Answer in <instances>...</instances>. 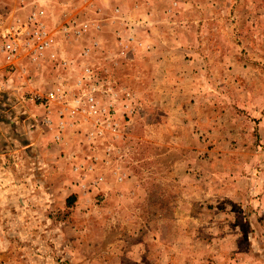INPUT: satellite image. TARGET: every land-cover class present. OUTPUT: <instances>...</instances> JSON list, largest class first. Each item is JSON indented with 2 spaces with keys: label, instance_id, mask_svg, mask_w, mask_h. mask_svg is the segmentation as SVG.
<instances>
[{
  "label": "rangeland",
  "instance_id": "374dc122",
  "mask_svg": "<svg viewBox=\"0 0 264 264\" xmlns=\"http://www.w3.org/2000/svg\"><path fill=\"white\" fill-rule=\"evenodd\" d=\"M61 1L50 30L37 0H0V151L21 152L0 160V264H264V0H218L225 21L207 28L223 35L215 60L225 70L208 73L215 88L203 76L198 88L188 82L173 97L175 131L148 126L140 147L147 126L133 125L113 150L106 133L75 140L73 124L85 133L101 120L63 116L70 105L46 99L58 79L47 62L40 83L26 48L32 22L52 39L58 29L80 36L114 0ZM8 43L18 48L12 61ZM62 75L69 101L87 93L74 80L84 76ZM40 148L54 169L40 158L35 170Z\"/></svg>",
  "mask_w": 264,
  "mask_h": 264
},
{
  "label": "crops",
  "instance_id": "0c3cea01",
  "mask_svg": "<svg viewBox=\"0 0 264 264\" xmlns=\"http://www.w3.org/2000/svg\"><path fill=\"white\" fill-rule=\"evenodd\" d=\"M37 2L47 11L46 25L53 30L49 10L57 8L58 5L64 8L63 2L61 0ZM222 7L218 0H114L109 10L98 7L100 13L89 19L91 22H87L88 26H91L89 31L87 29L85 33L77 36L58 29L56 30L58 38L52 39L48 49L35 55H32L33 52H27L30 62L34 61L33 65L42 66L39 72L42 74L40 83H47L49 75L43 74H46L47 62L52 77L58 79L55 90L50 91L46 99L51 102L57 97L54 99L56 102L68 103L70 107H65L64 111H61L63 116H87L101 120L100 125L96 122V125L89 126L85 133L78 132L83 129L82 124H73L76 127L73 133L75 140L85 141L86 135L88 137L94 135L96 138L106 133L108 136L105 139V147L113 150L112 143L116 138L126 139L131 128H134L133 125H141L147 126L144 127V135L139 138L140 147H143L147 141L148 126H160L163 130L178 128L174 125L177 116L171 111L173 97L180 94L177 90H182L188 82L192 88H198L201 76L204 81L206 80V86L215 88L208 73L225 70L224 63L215 60L218 56L221 57L223 52V35L207 30L214 24L219 25L220 20L225 21L219 14ZM80 20L77 21L78 25L81 23ZM72 26L74 27V23ZM97 26L99 28L96 30ZM54 44L55 49H52ZM74 44H80L82 47L76 48ZM68 72L72 73L73 77H77V74L84 76V79L74 80L88 89L86 94L77 92L76 95L80 97L73 96L75 99L71 101L65 97L62 75ZM85 77L90 79L89 83ZM31 88L36 90L34 87ZM35 90L34 96L41 95ZM50 93H53V97L49 96ZM39 97L42 98L37 96ZM206 101L208 100L205 99ZM208 103L209 101L205 104ZM209 106L211 110H217L216 103ZM190 113L183 109L181 112L183 116L179 119L182 122L190 121ZM184 115H187V118ZM59 118L61 122L64 121L62 116ZM200 118L193 117L192 120L197 121ZM50 119L46 114L44 122ZM28 120L32 122L34 119ZM24 131L28 134L26 128ZM152 145L153 151H157L159 144ZM30 148L37 149L34 145ZM40 149L39 159L36 157L33 161L36 164L35 170L40 169L39 173H42V168L37 166V163L41 158L43 165L47 166V161L43 159L44 156L42 158L45 150ZM5 151L4 149L0 151L2 152L0 160L7 155L17 158L21 156V152L17 150ZM74 153L77 159L83 157L79 151ZM15 165L18 167L19 163ZM48 165L51 169L57 166L52 163ZM0 166L1 174L3 167ZM11 172L18 173L14 168ZM40 179L44 180L42 177L36 178ZM31 183L33 182L29 184L32 185Z\"/></svg>",
  "mask_w": 264,
  "mask_h": 264
},
{
  "label": "built area",
  "instance_id": "2783aa9c",
  "mask_svg": "<svg viewBox=\"0 0 264 264\" xmlns=\"http://www.w3.org/2000/svg\"><path fill=\"white\" fill-rule=\"evenodd\" d=\"M35 26L33 31L31 32L30 39L27 42L28 49L26 50L32 55L41 54L44 50L48 49L52 44V38L49 37L48 32L45 30V26L41 23H38L36 26V22H32ZM89 28L88 24H83L82 28H80V32L76 31L77 34L85 32ZM5 52L7 54V58L9 61H12L18 53L17 45L14 43H8L5 46ZM50 97H53V93L49 94ZM40 99V97H39Z\"/></svg>",
  "mask_w": 264,
  "mask_h": 264
},
{
  "label": "trees",
  "instance_id": "16d2710c",
  "mask_svg": "<svg viewBox=\"0 0 264 264\" xmlns=\"http://www.w3.org/2000/svg\"><path fill=\"white\" fill-rule=\"evenodd\" d=\"M3 120V119H2ZM2 120H0V121H2ZM5 120V119H4Z\"/></svg>",
  "mask_w": 264,
  "mask_h": 264
}]
</instances>
